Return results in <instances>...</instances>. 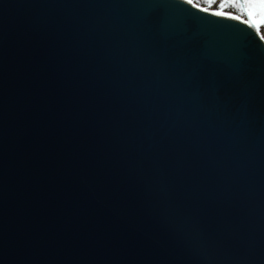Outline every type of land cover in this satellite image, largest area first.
<instances>
[{"label": "water", "instance_id": "95a60500", "mask_svg": "<svg viewBox=\"0 0 264 264\" xmlns=\"http://www.w3.org/2000/svg\"><path fill=\"white\" fill-rule=\"evenodd\" d=\"M0 264H264V42L185 0H0Z\"/></svg>", "mask_w": 264, "mask_h": 264}, {"label": "rangeland", "instance_id": "374dc122", "mask_svg": "<svg viewBox=\"0 0 264 264\" xmlns=\"http://www.w3.org/2000/svg\"><path fill=\"white\" fill-rule=\"evenodd\" d=\"M201 9L248 21L264 42V0H187Z\"/></svg>", "mask_w": 264, "mask_h": 264}, {"label": "flooded vegetation", "instance_id": "af4514ba", "mask_svg": "<svg viewBox=\"0 0 264 264\" xmlns=\"http://www.w3.org/2000/svg\"><path fill=\"white\" fill-rule=\"evenodd\" d=\"M247 1H249V0H247Z\"/></svg>", "mask_w": 264, "mask_h": 264}]
</instances>
